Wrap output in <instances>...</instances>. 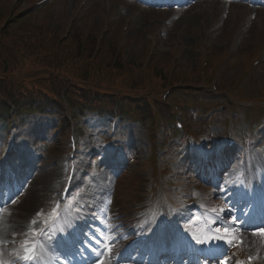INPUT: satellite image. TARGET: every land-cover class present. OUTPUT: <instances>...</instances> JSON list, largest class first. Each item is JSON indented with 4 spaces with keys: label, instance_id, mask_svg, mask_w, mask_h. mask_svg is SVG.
I'll return each instance as SVG.
<instances>
[{
    "label": "rangeland",
    "instance_id": "rangeland-1",
    "mask_svg": "<svg viewBox=\"0 0 264 264\" xmlns=\"http://www.w3.org/2000/svg\"><path fill=\"white\" fill-rule=\"evenodd\" d=\"M3 1L9 4L11 0ZM35 1L36 0H26L23 5L28 6ZM81 1L82 0H57L41 8L40 11L33 15V18L37 25L48 20L52 24V28L58 30L61 34L66 31L73 16L82 17L86 15V21L84 22L90 25L92 32H95L98 37L100 34L105 33V39L112 35L115 38H119V43L121 33L119 36H116V33L113 34L111 28H105L108 24L113 23V21L117 19L123 22V25L119 26L121 32L123 31L126 20L129 19L131 20L130 27L123 32V37H126V43L121 47L122 51H124L123 54L126 60L135 64H143L149 61L148 59H151L155 71L167 72L171 64L169 63L170 58L176 59L175 52L172 53L173 46H178L181 56L180 59L178 58L175 61L176 70L178 71L186 68L189 72V76L191 72L193 74H196L197 71L200 73L202 63L206 57L205 54L201 53L196 43V34L200 32V27H195L188 22H184V18L179 20L178 26L175 24L177 20L165 25L164 21L167 19L169 12L159 11L150 7H140L137 4H130L125 0H119L120 4H116L115 6L112 0H110L109 5L106 0H90V2L84 6H81ZM111 4L112 7H109ZM125 4L132 5L135 8L128 12L126 8H123ZM221 4L223 3L221 2ZM221 11L220 9L212 18H215ZM83 24L84 23L81 25ZM87 28L90 29L89 27ZM232 29L233 28L228 25L227 28L220 33L219 38H215L216 34L209 32L210 29L205 30V32L210 33L207 34V39L214 44H218L217 53L209 56L211 63L218 58V55L222 56L228 52V44L232 39ZM169 33L171 34L167 37ZM251 35L252 38L244 40L241 48L234 54L231 60H226V63L220 64V69L223 71L221 76L231 87L232 93H237L238 89L235 88V85H237L238 76L242 75L245 80L240 84L241 87L244 90L251 91L253 95H260V97L264 99V53H262L264 47V31L259 32V34L257 33V36L253 33ZM165 38L166 40L164 42ZM153 42L157 51L151 55L150 50H152ZM188 49H192V52L188 51ZM262 58L263 60L259 62L257 67L252 66V68L250 67L249 69L250 71L247 70V64L251 66L254 61ZM245 72H248V75L247 73L245 74ZM215 77L219 78L220 75L216 74ZM198 78L199 77L196 76L194 81L200 83L201 78L200 80H198ZM163 90L164 85L154 94V97L160 98ZM214 97L215 96L210 93L204 96L205 100L207 99L206 103L211 106L209 109H213V114L235 116L230 108L224 107L226 104L230 105L225 99H222L221 104L219 102L218 104L220 105L215 107L213 105L215 102L213 100ZM237 107L238 112L235 117L240 119L243 116V110L241 106L237 105ZM60 116L62 117L63 115ZM203 118L205 117H200L199 121L203 120ZM215 131H218V129L216 128ZM66 139L65 136H62L61 142L57 144L56 148L59 150V152L57 151V155H54L55 152L53 151L50 156L42 160L34 157L23 160V163L27 166L26 176L24 178V191L16 196L15 203L8 208L5 213V216L13 215L22 218L19 229L20 235L18 238L22 237L26 219V216L20 214L19 210H27L29 214H31L32 212L40 210V207L43 205L48 206L49 203L56 198V191L59 185V183L57 184L59 180L58 177L59 175L61 176L59 162L66 157V155L62 153L63 146H65L67 142ZM28 170L31 172H28ZM52 171H55V176L53 178L49 176ZM139 175L140 173L137 167L125 166L122 168L120 174L113 176L116 181L114 188L115 194H113L111 198L113 200L111 207L114 219L112 220L111 226L106 229L108 233H111L113 227L119 223L117 221L119 218L124 221L133 211V202L137 199L136 197L139 192L137 188V184L140 180ZM17 234L13 233L12 235L16 236ZM263 241L264 239L260 242ZM122 242L123 241H121V243ZM250 242L253 245L262 246V244H264V242L260 243L259 241ZM242 243L244 242L242 241ZM103 264L109 263L108 261H103Z\"/></svg>",
    "mask_w": 264,
    "mask_h": 264
},
{
    "label": "snow or ice",
    "instance_id": "snow-or-ice-1",
    "mask_svg": "<svg viewBox=\"0 0 264 264\" xmlns=\"http://www.w3.org/2000/svg\"><path fill=\"white\" fill-rule=\"evenodd\" d=\"M222 191L224 192V198L225 199H227L228 195L231 194V193H229L228 190H222ZM234 195L239 196L241 194L240 193H235ZM9 202L10 203H15V200H11ZM56 207L59 208V204H57ZM2 211H3V209L0 208V212H2ZM40 215H43V212L37 213V216H40ZM52 215L53 216H57L58 213L54 210ZM233 220H234V223L237 224V225L240 224V223H245V224H248L249 226H251V224H252V218H249L246 221H235V218H233ZM37 223L38 222H37L36 219H32L30 221L31 225H37ZM43 223H46V221L43 222ZM29 231L31 232V238L28 237V233L27 232L22 234V235L25 236V240L21 244V249H22V253L23 254H21L20 252H15V255L17 257V260L18 261H23L24 264H35V262L40 259V247L43 245V240H44L43 233L45 231H47V229L41 230L38 227H31L29 229ZM217 231H219V230H217ZM224 231L227 233L228 229H225ZM253 235H258L259 237L264 239V227H259V228L255 229L253 231ZM37 237H39L40 241H41V244L39 246L35 242V238H37ZM194 239H195V242L197 244H201V245H205V246H207L209 244L216 245V242H218V241H223L228 246H236L237 244L240 243V240H239L238 236L235 233L232 234L231 236H227V235L226 236H214V237H211V238H208V237H204V238L194 237ZM5 243H6V241L0 239V245H3ZM97 243H99V241H97ZM87 247L93 252L97 251L95 248H92L91 245H88ZM76 250L80 251L81 254H82V249H76ZM215 250L219 251L218 246H216ZM108 251L110 252L111 248H108ZM201 251H204V249H201ZM207 251H208L209 255H214L215 254V251L213 250V248H208ZM3 254H4L3 248L0 247V264H11V262L5 261L2 258ZM73 254L74 253L72 251H69V252L66 253V257H71ZM103 254H104L103 252H99L98 256H103ZM249 259H251V257ZM100 264H103V261H101ZM222 264H227L226 260L223 261ZM240 264H243V262H240Z\"/></svg>",
    "mask_w": 264,
    "mask_h": 264
},
{
    "label": "bare ground",
    "instance_id": "bare-ground-1",
    "mask_svg": "<svg viewBox=\"0 0 264 264\" xmlns=\"http://www.w3.org/2000/svg\"><path fill=\"white\" fill-rule=\"evenodd\" d=\"M248 10H251V9H248ZM205 11L207 12L209 10H205ZM209 12L211 13L212 11H209ZM200 17H201V14L196 15V18H200ZM196 18L193 15H189V16H186L185 20L187 22L190 21L191 25L196 26L197 25L196 24ZM197 46L199 49H202L203 48V42L197 41ZM191 50L188 49V51L192 52ZM49 176H51L53 178L55 176V171H52L49 174ZM48 190L50 191L49 187H48ZM21 221H22L21 217H17V216H13V215H11V216L7 215L5 217H2V219L0 220V233H2V234L16 233L20 229Z\"/></svg>",
    "mask_w": 264,
    "mask_h": 264
},
{
    "label": "trees",
    "instance_id": "trees-1",
    "mask_svg": "<svg viewBox=\"0 0 264 264\" xmlns=\"http://www.w3.org/2000/svg\"><path fill=\"white\" fill-rule=\"evenodd\" d=\"M21 38H23V35L18 36L17 38L7 37L5 39L0 40V51L4 52L3 54L8 53V51L14 49L17 45H19L18 43L20 42ZM28 38L33 42H40L39 36L28 37Z\"/></svg>",
    "mask_w": 264,
    "mask_h": 264
}]
</instances>
